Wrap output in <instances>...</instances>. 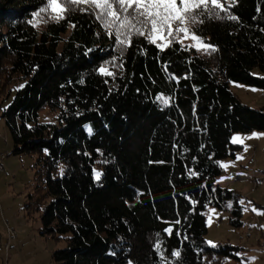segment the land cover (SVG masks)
<instances>
[{
	"label": "trees",
	"instance_id": "trees-1",
	"mask_svg": "<svg viewBox=\"0 0 264 264\" xmlns=\"http://www.w3.org/2000/svg\"><path fill=\"white\" fill-rule=\"evenodd\" d=\"M225 3L223 18L193 26L215 51L133 35L120 52L89 11L33 27L44 0H0V108L15 91L1 116L10 153L34 157L27 214L66 244L55 264H161V253L164 264H244V248L207 245L205 213L231 200L242 225V196L217 179L241 148L233 134L264 133V107L230 88L264 89L252 73L264 71V0ZM43 110L56 121H39Z\"/></svg>",
	"mask_w": 264,
	"mask_h": 264
},
{
	"label": "rangeland",
	"instance_id": "rangeland-1",
	"mask_svg": "<svg viewBox=\"0 0 264 264\" xmlns=\"http://www.w3.org/2000/svg\"><path fill=\"white\" fill-rule=\"evenodd\" d=\"M228 1L226 0V2ZM183 43L190 45L194 41L185 39ZM252 73L256 77H264V71L256 69ZM230 88L243 104L255 109L264 107V89L238 82H231ZM14 92L13 90L11 96L3 101L2 108H0V134L6 136L8 141L5 145L2 143L4 140L0 136V150L5 151L4 153L7 155L6 159L3 160L5 172H0V264H55L52 260L53 251L64 248L66 244L62 240L57 241L52 237L43 236L39 231L42 229L39 214L35 213L31 217L27 214L24 203L34 179L35 169L32 167L34 157L29 155L15 156L10 153L13 146L12 134L1 116L3 109L10 104ZM39 121L53 123L56 121L55 114L49 110H43L39 113ZM254 132L264 134L262 131H253L251 133H235L232 137L235 135L250 136ZM234 145L241 147L237 154H241L245 160L253 150L258 154L255 162L252 160V163L248 166L244 165L245 162L243 160H239L238 164L241 162L238 167H246L242 168L240 175L242 178L247 176L248 180H251L253 177L257 180L259 186L256 193L247 196L248 199L250 197L249 200L242 197L239 200L241 211L244 214L243 216L241 215L242 225L239 227L231 223V219L235 218L232 212L233 203L231 200L226 202L227 210L224 212L223 209L215 206L208 207L205 213L208 230L205 240L210 247L229 243L232 246L244 248V251L241 252L244 264H264V251L257 243L261 233L259 225L264 226V218L259 223L255 219L254 222H251L246 218L247 214L251 215V209L253 208L257 210V213L263 212L262 208L257 207L255 203H258V197L264 189V135H261L258 139L245 140L244 145H247V150H245L244 145ZM8 160L15 162L14 169H7ZM227 161L230 162V159ZM221 162L225 164L224 160ZM228 168L227 170L223 168V172L218 177L220 185H223L227 180L230 182L232 177H234ZM251 169H254L253 175L251 174ZM3 186L6 192L2 196L1 189ZM262 205L264 206V203ZM249 228H252L251 237H248L249 234L247 233ZM247 238L251 239L252 245L247 243ZM209 241L212 243H208ZM252 257L255 259L250 261L249 258Z\"/></svg>",
	"mask_w": 264,
	"mask_h": 264
},
{
	"label": "snow or ice",
	"instance_id": "snow-or-ice-1",
	"mask_svg": "<svg viewBox=\"0 0 264 264\" xmlns=\"http://www.w3.org/2000/svg\"><path fill=\"white\" fill-rule=\"evenodd\" d=\"M232 2L234 3V0ZM230 6L231 3L226 6L225 0H44V5L32 14L33 19L28 22L37 27L41 22L47 23L49 20L59 22L70 10L89 11L102 23L108 34L114 36L117 50L120 52L130 43L133 35L144 36L161 50L173 43L183 44L185 39H190L194 43L184 45L185 50L194 47L197 51H215L196 34L193 26L204 23L205 18H223L220 13H227ZM227 18L237 19L231 14H228ZM99 71L106 76L114 75L106 67H101ZM157 99L166 105L170 98L161 95ZM88 131L91 132V129ZM261 135L264 134L254 132L250 136L235 135L231 142L244 145L245 140L258 139ZM244 146L247 150V145ZM237 159L242 157L237 156ZM229 166L220 164L224 169ZM95 175L98 179L101 173L96 172ZM252 211L257 210L253 208ZM257 214L264 215V212ZM165 231L171 234L172 229L169 227ZM156 250L161 251L159 243L156 244ZM239 255L238 253L237 256ZM172 256L179 257L180 252L173 251ZM254 259L249 258L250 261ZM161 264H164L162 253Z\"/></svg>",
	"mask_w": 264,
	"mask_h": 264
},
{
	"label": "crops",
	"instance_id": "crops-1",
	"mask_svg": "<svg viewBox=\"0 0 264 264\" xmlns=\"http://www.w3.org/2000/svg\"><path fill=\"white\" fill-rule=\"evenodd\" d=\"M3 130H4V128H3ZM0 136H1V138H4L6 140V142L5 141L2 142V143H4L6 145L7 142H8L6 136H2V134H0ZM4 152L5 151H1L0 150V154H5ZM253 153H254V150L252 151V153L249 155V157L246 160L244 159V157L241 154H237V153H236L235 157L229 158L230 162L227 161L228 159H226V160L224 159L225 164L230 165L229 168H228L230 170V172L233 173V176L234 175H238V178H236L234 180V177H232L230 182H228V180H227L223 185H220V183L218 182V179H217V184L223 189H229V190L232 189V190H234L236 192H239L240 194H242L241 196H242L243 199H248L247 196H251L252 194L256 193L257 187L259 186L257 180L255 178H253V179L251 178V180H248L247 176H244L242 178V176H240L241 172H242V168H246V167H242V166L240 168L238 167L242 160H243V162H245L244 165H247V166L252 163V160H254V162H255L258 154L256 153L255 157H253ZM5 156L7 157L6 154H5ZM237 156H241L242 159H237ZM6 157H5V159H6ZM239 160H241V161L238 164ZM221 163H223V162H221ZM14 167H15V162L13 160L11 162L8 160L7 169H10V168L14 169ZM225 170H227V169H225ZM253 185H255V186H253ZM254 188H255V191H254ZM4 189L5 188L3 186L2 189H1L2 196L5 195L3 193L6 192V190H4ZM263 191H264V189H263ZM263 191L258 197V203H255V202L254 203L257 205V207H261L263 212H264V206L262 205V203H264V193H263ZM249 199H250V197H249ZM243 215L244 214L242 213V216ZM246 218L249 219L251 222H254V219H255V221L257 223H259V222H261L262 218H264V215L257 214V212H254L251 209V215L247 214ZM259 229H260L261 233L259 234V238H258V242L257 243L261 247V249L264 251V226L260 224L259 225ZM251 232H252V228H251ZM251 232L248 233V231H247V233L249 234L248 237L252 236ZM247 243H250L249 245H252L251 244L252 242H251L250 238H247ZM240 245H242V243H240ZM6 254H7V252H6Z\"/></svg>",
	"mask_w": 264,
	"mask_h": 264
},
{
	"label": "built area",
	"instance_id": "built-area-1",
	"mask_svg": "<svg viewBox=\"0 0 264 264\" xmlns=\"http://www.w3.org/2000/svg\"><path fill=\"white\" fill-rule=\"evenodd\" d=\"M5 159L4 154H0V172H5V167L3 165V160ZM235 178H238V175H234Z\"/></svg>",
	"mask_w": 264,
	"mask_h": 264
},
{
	"label": "bare ground",
	"instance_id": "bare-ground-1",
	"mask_svg": "<svg viewBox=\"0 0 264 264\" xmlns=\"http://www.w3.org/2000/svg\"><path fill=\"white\" fill-rule=\"evenodd\" d=\"M2 139L6 142V140L4 138H2ZM255 155H256V152L254 150L253 157H255ZM4 157H6L5 154H4ZM251 174L252 175L254 174V169H251ZM252 179H253V177H252ZM223 209L225 210V207H223ZM250 232H251V228L248 229V233H250Z\"/></svg>",
	"mask_w": 264,
	"mask_h": 264
}]
</instances>
